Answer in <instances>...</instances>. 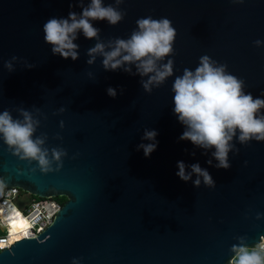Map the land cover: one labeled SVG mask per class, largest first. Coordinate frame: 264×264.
I'll list each match as a JSON object with an SVG mask.
<instances>
[{
  "label": "water",
  "instance_id": "1",
  "mask_svg": "<svg viewBox=\"0 0 264 264\" xmlns=\"http://www.w3.org/2000/svg\"><path fill=\"white\" fill-rule=\"evenodd\" d=\"M89 3L0 0V112L21 121L29 112L48 160L42 169L21 159L0 136V185L65 199L44 232L1 250L0 264H229L234 248L256 249L264 239V140L241 143L237 131L229 167L217 168L215 149L179 140L185 128L173 113V83L208 56L243 82L245 94L264 99V0H102L120 22L92 21L99 32L91 40L78 32L75 61L53 55L44 24L79 16ZM144 18L168 19L175 29L172 52L156 62L162 70L171 60L172 74L150 91L135 64L106 71L99 54L87 63L96 43L110 50ZM145 130L157 132L147 158L138 148L149 143ZM178 161L186 173L199 164L212 185L196 174L180 180Z\"/></svg>",
  "mask_w": 264,
  "mask_h": 264
},
{
  "label": "clouds",
  "instance_id": "2",
  "mask_svg": "<svg viewBox=\"0 0 264 264\" xmlns=\"http://www.w3.org/2000/svg\"><path fill=\"white\" fill-rule=\"evenodd\" d=\"M122 18L120 12L111 6H104L102 0H90L88 6L82 7L79 16L70 11L66 19H49L43 26L44 41L52 46L53 55L59 54L62 59L75 61L78 58V45L74 41L78 32L91 40L97 38L99 32L92 21H107L115 25ZM137 28L138 31L133 32L129 39H117L114 46L109 45L108 51H105L103 43H96L88 51L90 59L87 63L92 64L99 54L103 57L102 65L106 71H115L124 64H135L141 76L149 77L143 88L150 91V85L159 84L172 74L171 60L162 70H157L156 62L172 52L175 29L168 19L151 18L139 19ZM5 67L11 71V62L6 63ZM124 71L129 72L130 69L125 68ZM242 89L241 80L226 74L223 66L215 67L208 56L200 59L194 72L185 69L183 75L173 83V113L185 128L179 140L203 149H215L213 158L218 161L217 168L229 167L227 157L231 150L230 142L237 131L241 143L250 139L264 140V116H257L264 108V99H254ZM107 93L111 97L116 95L112 88ZM20 115L22 121L14 119L7 110L0 112V136L9 148L15 149L14 154L22 153L21 159L35 160L42 169H46L48 160L46 150L41 149L43 141L32 138L35 122L27 111L22 110ZM156 136L155 130L144 132L142 139L149 143H142L138 148L143 150L146 158L156 150ZM52 155L58 160L62 153L53 150ZM207 163L211 165V160ZM176 167V176L182 181L186 182L192 174H196L203 177L206 185L213 183L211 176L199 164H192L188 173L183 161H178ZM199 184V179L194 181V185ZM233 250L237 254L235 264H264V244L251 251L243 246ZM72 264H76V261L73 260Z\"/></svg>",
  "mask_w": 264,
  "mask_h": 264
},
{
  "label": "built area",
  "instance_id": "3",
  "mask_svg": "<svg viewBox=\"0 0 264 264\" xmlns=\"http://www.w3.org/2000/svg\"><path fill=\"white\" fill-rule=\"evenodd\" d=\"M18 192L17 189H8L0 185V228L4 229V232L0 234V251L9 249L17 241L26 238L19 237L20 239H18L12 235L11 225L6 220V216L15 214L21 217L32 232L33 237H36L51 224L54 216L63 205L56 198H38L33 199L29 208L25 209V213H22L13 204V200L19 195ZM261 244H264V239L258 245Z\"/></svg>",
  "mask_w": 264,
  "mask_h": 264
},
{
  "label": "bare ground",
  "instance_id": "4",
  "mask_svg": "<svg viewBox=\"0 0 264 264\" xmlns=\"http://www.w3.org/2000/svg\"><path fill=\"white\" fill-rule=\"evenodd\" d=\"M6 220L11 225V233L15 235L16 238L20 239L22 237L33 238L32 232L27 227L25 221L17 215H8ZM20 237V238H19Z\"/></svg>",
  "mask_w": 264,
  "mask_h": 264
},
{
  "label": "rangeland",
  "instance_id": "5",
  "mask_svg": "<svg viewBox=\"0 0 264 264\" xmlns=\"http://www.w3.org/2000/svg\"><path fill=\"white\" fill-rule=\"evenodd\" d=\"M32 200L31 196L22 192L13 200V204L20 212L25 213V209L29 208ZM3 232L4 229L0 228V234Z\"/></svg>",
  "mask_w": 264,
  "mask_h": 264
},
{
  "label": "trees",
  "instance_id": "6",
  "mask_svg": "<svg viewBox=\"0 0 264 264\" xmlns=\"http://www.w3.org/2000/svg\"><path fill=\"white\" fill-rule=\"evenodd\" d=\"M19 194H21L22 192H18ZM32 197V196H31ZM32 199H38V198H36V197H32ZM56 200L60 203V204H63L64 202H65V199L64 198H56ZM249 251H251V250H249ZM236 258V257H235ZM235 258L233 259V261L231 262V263H229V264H235Z\"/></svg>",
  "mask_w": 264,
  "mask_h": 264
}]
</instances>
